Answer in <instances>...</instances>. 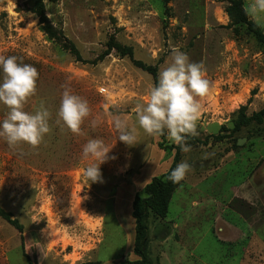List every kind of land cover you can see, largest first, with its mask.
Listing matches in <instances>:
<instances>
[{"label": "rangeland", "instance_id": "obj_1", "mask_svg": "<svg viewBox=\"0 0 264 264\" xmlns=\"http://www.w3.org/2000/svg\"><path fill=\"white\" fill-rule=\"evenodd\" d=\"M41 1L47 34L36 0H0V55L38 70L37 93L25 107L34 113L43 104L52 129L36 149L0 139V208L22 228L0 218V264L137 260L132 200L168 169L174 151L164 149L176 144L166 133L160 149L158 137L140 129L137 145L116 141L105 106L138 127L136 105L154 83L133 62L159 75L175 48L202 63L212 82L195 135L208 141L181 152L179 163L192 171L166 218L147 219L145 255L152 264H264V121L234 131L241 107L250 115L263 106L264 53L244 26L231 23V0ZM241 3L247 14L249 0ZM255 24L264 33V24ZM65 88L91 107L81 135L58 122ZM6 111L0 105V120ZM92 138L113 147L116 159L100 166L104 183L89 186L79 169Z\"/></svg>", "mask_w": 264, "mask_h": 264}, {"label": "clouds", "instance_id": "obj_2", "mask_svg": "<svg viewBox=\"0 0 264 264\" xmlns=\"http://www.w3.org/2000/svg\"><path fill=\"white\" fill-rule=\"evenodd\" d=\"M247 14L258 25L264 24V0H249ZM38 78V70L31 64L24 63L16 56L0 55V105L7 110L6 116L0 120V139L10 147L28 145L36 149L52 131L51 113L43 104L34 113L25 107L37 93ZM212 87L202 63L191 62L185 52L179 48L173 49L170 62L159 72L146 102L136 105L138 127L129 128L121 115L105 106V113L111 118L117 132L116 141L118 139L129 147L137 145L138 129L154 137L167 133L181 151L190 152L187 138L198 134L202 100L211 94ZM90 115L89 102L74 94L70 88H65L57 112L58 122L70 133L81 135L82 125ZM112 148L100 138L89 139L84 144L82 157L88 163L79 172L89 186L104 183L100 166L109 159H116L109 157ZM191 171V165L182 161L171 170L168 179L179 185Z\"/></svg>", "mask_w": 264, "mask_h": 264}, {"label": "trees", "instance_id": "obj_3", "mask_svg": "<svg viewBox=\"0 0 264 264\" xmlns=\"http://www.w3.org/2000/svg\"><path fill=\"white\" fill-rule=\"evenodd\" d=\"M163 4H168L171 0H161ZM37 8L36 15L39 18L40 24L43 25V30L47 34L48 31V19L45 15L44 6L41 0H36ZM225 12L232 24L242 25L245 27L246 33L251 35L258 44L261 51L264 53V33L262 30L251 20H249L241 0H231L226 7ZM120 52L125 53L126 49H120ZM133 64L141 70L151 75L153 83L156 82L158 75L155 67L145 66L141 62L134 61ZM254 93H252L253 95ZM246 107H241L234 120V131H238L243 127L249 126L251 123L260 125L264 121V103L262 108L250 115L245 113ZM165 135L159 136V142L157 146L161 149L163 146ZM214 140L220 141L222 136L212 137ZM208 137L201 140L196 136H189L187 138L188 146H206ZM164 151H174L172 161L168 169L159 176H154L150 181L145 184L142 190V195L136 194L131 204V216L134 221V237H133V254L137 257V260L129 261L123 260L119 264H152L146 257L143 247L148 237V227L146 221L150 216L159 220H164L168 213V207L171 202V198L176 189L182 184L177 185L172 183L168 176L181 159V149L177 145L170 144ZM0 218L10 225L14 226L19 232L22 228L16 220L10 219V214L0 208ZM32 264V263H29ZM82 264H100L99 262H85Z\"/></svg>", "mask_w": 264, "mask_h": 264}, {"label": "water", "instance_id": "obj_4", "mask_svg": "<svg viewBox=\"0 0 264 264\" xmlns=\"http://www.w3.org/2000/svg\"><path fill=\"white\" fill-rule=\"evenodd\" d=\"M241 141H242V140H238L237 145H240Z\"/></svg>", "mask_w": 264, "mask_h": 264}, {"label": "bare ground", "instance_id": "obj_5", "mask_svg": "<svg viewBox=\"0 0 264 264\" xmlns=\"http://www.w3.org/2000/svg\"><path fill=\"white\" fill-rule=\"evenodd\" d=\"M214 94H216V95H217V92H215Z\"/></svg>", "mask_w": 264, "mask_h": 264}, {"label": "crops", "instance_id": "obj_6", "mask_svg": "<svg viewBox=\"0 0 264 264\" xmlns=\"http://www.w3.org/2000/svg\"><path fill=\"white\" fill-rule=\"evenodd\" d=\"M101 219H103V216L101 217Z\"/></svg>", "mask_w": 264, "mask_h": 264}]
</instances>
